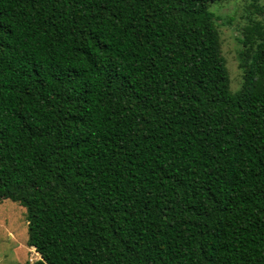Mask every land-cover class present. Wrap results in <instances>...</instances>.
<instances>
[{"label": "trees", "instance_id": "1", "mask_svg": "<svg viewBox=\"0 0 264 264\" xmlns=\"http://www.w3.org/2000/svg\"><path fill=\"white\" fill-rule=\"evenodd\" d=\"M222 1L0 0V200L26 209V264H264V0L235 90Z\"/></svg>", "mask_w": 264, "mask_h": 264}, {"label": "rangeland", "instance_id": "2", "mask_svg": "<svg viewBox=\"0 0 264 264\" xmlns=\"http://www.w3.org/2000/svg\"><path fill=\"white\" fill-rule=\"evenodd\" d=\"M253 0H224L211 5L217 16V28L221 39V53L225 59L230 78V88H239L241 73L238 68L240 29L247 17L254 12ZM261 5V1H256ZM253 16L261 17L256 14ZM28 225L26 209L10 199L0 200V264H26L37 260L40 255L27 244Z\"/></svg>", "mask_w": 264, "mask_h": 264}]
</instances>
